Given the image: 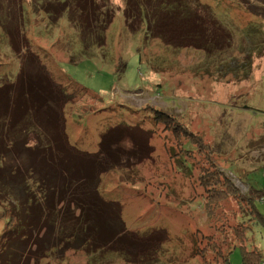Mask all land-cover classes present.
<instances>
[{
    "label": "rangeland",
    "instance_id": "obj_1",
    "mask_svg": "<svg viewBox=\"0 0 264 264\" xmlns=\"http://www.w3.org/2000/svg\"><path fill=\"white\" fill-rule=\"evenodd\" d=\"M57 1L65 0H44L42 8ZM69 1L60 4L68 7L66 14L52 10L45 15L34 8L38 0H0V81H16L21 66L14 47L19 46L26 54L22 67L30 71L23 73L30 79L21 91L48 74L64 94L74 96L63 99L62 109L72 145L94 153L108 129L130 126L134 139L120 136L115 145L123 153L136 149L134 155L120 154L131 155L132 161L104 174L98 188L99 195L121 207L127 233L133 235L121 248L135 256L147 253L156 260L148 259L149 264H217L214 238L222 239L224 249L233 243L228 264H242L244 251L263 254L264 0H186L189 6L199 2L203 7L192 4V11L205 18L206 8H218L214 18L229 30L213 34L205 31L207 24L201 31L192 26L204 32L201 39L212 41L211 53L206 46L190 45L196 31L179 27L188 24L186 19L165 25L169 45L150 35L157 23L149 24L148 32L136 17V28H128L124 13L134 5L125 11L124 0L95 9L96 16L98 9L107 14L110 7L115 14L104 43L86 46L107 20L101 25L97 16L100 28L83 29ZM19 25L24 31L14 39L17 30L11 27ZM27 58L31 64L24 62ZM10 161L12 167L21 166L19 160ZM249 195L258 218L248 216ZM9 204L0 197V235L9 221ZM240 216L250 226L238 223ZM45 241L41 247L24 240L12 251L4 247L0 264H137L126 263L119 252L97 251V245L65 250L60 239L53 247Z\"/></svg>",
    "mask_w": 264,
    "mask_h": 264
},
{
    "label": "trees",
    "instance_id": "obj_2",
    "mask_svg": "<svg viewBox=\"0 0 264 264\" xmlns=\"http://www.w3.org/2000/svg\"><path fill=\"white\" fill-rule=\"evenodd\" d=\"M106 1L109 0H70L68 2L70 7H74L73 11L78 12L83 29L96 31L97 28H100V25H97V16L101 20V25L104 24V18L107 20L102 32L98 31L96 34L98 37L92 38L89 44H85L86 46L104 43V32L114 17L115 10L113 11L110 7L107 14H102L98 9L96 16L95 9L100 4L107 8ZM43 2L44 0H38L34 7L42 14L51 15L52 10L59 14L67 12L68 7L61 9L60 5L62 3L66 5V0L57 1L55 5L48 3L42 8ZM124 2L127 3L125 11L134 5L124 13V23L128 28H136L133 24L136 17L139 20V25L144 24L145 31L151 28L149 24L157 23L156 31H152L150 35L156 34L159 39H165L164 43L168 45L171 42L167 41V31H164L167 28L164 27L168 23H170L169 26L178 24L180 18L186 19L188 24H182L179 27H190L188 31H196V34L192 36L194 41H190L192 42L190 45L196 46L198 49H204L203 46H206L207 53H211L214 45L211 40H204V37L201 39L200 34L204 35V32L198 31H201L202 26L207 24L205 31L209 30L213 34L216 29L221 30L220 34L222 31H229L227 28L222 29L214 18V11L218 12V8H206L209 18L202 17L199 12H193L192 10H196L195 6H202L197 1L199 5L193 2L190 6L185 3L186 0H124ZM81 3H84L85 6L82 7ZM133 8L135 11L131 12ZM147 9L151 15L148 14ZM192 26H197L198 31ZM178 28H174V30L179 31ZM13 29L17 30L13 34L14 39L15 37L19 38L18 31H24V29L21 30L20 25L18 28L11 27V30ZM169 31H173V29L170 28ZM20 40L23 39L20 38ZM14 49L20 57L21 69L18 77L16 81L9 79L0 81V197L4 198L6 203L9 204L10 201L13 204L12 208L9 204L10 215L7 216L9 221L6 231L0 235V250L2 251L6 247L12 251L16 244H23V240L29 246L33 242L36 247H41L40 242L46 240L45 243L53 247L54 245L51 244L56 239H60V247L63 243L62 246L65 250H78L90 245H97V248H100L97 251L109 249L108 251L119 252L120 257L126 263L149 264L148 259L156 262L155 259L149 258L147 253L143 256H135L131 253L130 248H121L124 240L129 241V238L130 241L133 240V235L127 233L122 221L121 207L110 199H104L99 195L98 190L101 177L104 174L117 166H119L118 168L124 165L128 167L132 161L131 155L136 153V149L124 152L132 153L130 156L122 157L120 154L123 151H120L115 145L120 136L127 135L134 139L130 132V126L123 125L126 126V129L122 127L108 129L100 136L98 150L94 153L80 150L72 145L68 140L62 109L63 99L69 102L74 96L64 94L60 86L56 85L48 74H45L47 80L36 78L35 81L30 82L32 85L27 91H21L23 86L29 85L30 79L28 74L23 79V73L25 70L27 73L30 71H27L26 68L24 70L22 67L25 51L19 46ZM24 62L31 64L32 60L27 58ZM38 68L41 70L40 64H38ZM41 71L45 72L44 69ZM135 143L140 148L139 142L135 141ZM12 159L16 162L19 160L21 166H10L9 163L13 164L10 161ZM252 199V195L247 196L246 203L250 210L248 216L254 219L258 216L253 210ZM213 219L211 216V220ZM240 219L237 220L238 223L248 222L250 226V220L246 221L241 216ZM260 221L264 225L261 218ZM211 228L215 230L213 225ZM40 232L44 233L41 238L39 237ZM238 233L241 235V231ZM243 239L245 243L246 236ZM221 240L214 238V245L208 240L206 246L211 244V247L218 253L217 257L220 263L228 264L226 255L233 243L229 246L225 245L224 249ZM218 242L220 244H217ZM132 243L134 244V242ZM234 243L244 244L242 242ZM219 249L220 252H218ZM150 256L153 257V255ZM219 261L217 264H220ZM242 264H264V253L253 250L244 251Z\"/></svg>",
    "mask_w": 264,
    "mask_h": 264
}]
</instances>
